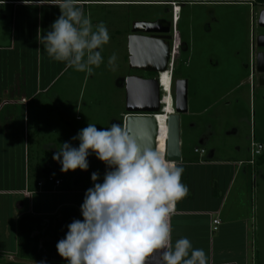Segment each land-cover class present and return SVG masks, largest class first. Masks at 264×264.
I'll return each instance as SVG.
<instances>
[{
  "label": "crops",
  "instance_id": "0c3cea01",
  "mask_svg": "<svg viewBox=\"0 0 264 264\" xmlns=\"http://www.w3.org/2000/svg\"><path fill=\"white\" fill-rule=\"evenodd\" d=\"M188 1L195 0H82V6L87 13V7L93 5L131 7L155 3L172 7L170 3L175 2L176 6L180 7L178 21L175 23L180 49V46L183 47L178 29L181 20L180 12H183V5ZM203 2L211 4L242 2L249 3L250 6L252 3L254 6L264 5V0ZM0 8L3 13L0 19L10 14L9 26L12 31L10 45H0V258L14 259L20 258L22 218L38 217L47 220L57 216L64 208H71L77 212L78 219H82L80 205L85 191L92 186V181L91 176L88 175L89 179H87V174L84 175L81 172L75 175L70 184L65 185L66 178L62 177L61 166L55 165L52 157L56 152L57 138L53 135V130L64 128L66 114L60 115V122L56 119L51 120L49 114L52 115V111L47 109L39 99L41 95L50 92L56 84L55 81L67 68L63 63L51 60L36 41L37 29H48L59 16V8L30 7L24 5L21 0H1ZM259 9L258 20L264 7ZM137 21L146 20L135 19L130 29L125 31L128 36L132 34L134 23ZM24 41L30 43L35 53ZM26 52L28 58H34L31 64L25 60ZM259 86L264 88V85L259 84ZM23 99H27L28 102L23 103ZM195 100L197 104L190 114L194 116L195 121H198L200 117L207 115L215 104H209L207 100H204L203 106H199V100ZM126 113H123L121 117H124ZM187 115H189L188 112ZM76 120L80 122L83 118L78 115ZM55 123H59V128L56 129ZM166 132L167 153L168 123ZM202 132L199 133V137L196 136V140L191 141L192 148L189 145L186 147V139L181 137L182 161L177 164L184 168L182 182L187 185L188 193L177 202L176 210L171 217L173 239L181 236L188 237L194 247L205 250L209 264H255L254 253H257V248L254 241L250 239L253 229L250 228L249 223L250 200H248L246 186L252 183L254 166L261 165L263 168L264 162H258V160L264 154L258 157L254 166L249 163V147H247L248 155L243 160L220 159L216 149L213 150L208 146L212 144L210 143L212 139L206 136V132H203L202 136ZM32 146H35V149H32ZM196 149H204L206 153L200 156ZM56 166L58 169L54 174ZM239 172L243 175L239 189L243 188L245 195L247 193L244 199L242 195L231 198ZM49 176L62 180V184L56 188L54 184L47 183L40 189L38 182ZM261 197L259 195V202ZM216 216L220 217L221 224L217 231H213L212 220ZM38 232L35 230L34 235ZM44 237L40 245L53 241L47 234ZM22 260L21 264L33 262V260Z\"/></svg>",
  "mask_w": 264,
  "mask_h": 264
},
{
  "label": "rangeland",
  "instance_id": "374dc122",
  "mask_svg": "<svg viewBox=\"0 0 264 264\" xmlns=\"http://www.w3.org/2000/svg\"><path fill=\"white\" fill-rule=\"evenodd\" d=\"M195 1L193 4L184 3L183 12H180L181 20L178 29L183 47L180 46L181 51L176 48L174 56L173 72L177 70L178 74L176 76L172 74L171 107L174 108V81L179 78L187 79L189 115L182 114L180 123L181 137L186 139V147L189 145L192 148L191 141L196 140V136L199 137V133L203 130L207 133L206 136L212 139L210 140L212 144L208 146L213 150L216 149L218 158L243 160L248 152L249 156L251 155L252 138L264 145V88L258 84L256 79L258 73L252 80L249 78L253 65L256 72L258 50L256 40L258 33L261 32L258 25V12L264 5L254 6L252 3L250 6L249 3L242 2L211 4L203 2L208 0ZM6 13L8 14V11ZM87 14L93 24L103 22L107 27L110 39L102 54L105 63L94 68L91 74L77 72L67 67L55 81L56 84L50 92L39 98L45 107L52 111L53 114H49L51 120L56 119L60 122V115L66 114L64 128L57 129L60 125L55 123L57 131L53 130V135L57 137L58 148L66 141L73 146H78L79 141H73L72 137L76 136L78 131L86 127L89 122L96 124L98 130L101 127H110L112 123L122 126L124 117L121 116L126 112V78L135 74L144 78L154 76V74L130 67L129 36L125 31L130 29L135 19L152 21L158 17H164L173 23L172 7L155 3L131 7L93 5L87 7ZM1 15L3 13L0 8ZM9 15L0 19V45L2 46L10 45L12 38ZM25 44L30 46L29 42ZM33 52L35 53V50ZM113 54L117 59L114 65L109 67L107 59ZM25 60L30 64L34 62V58H28L27 52ZM164 74V79L167 81V78H170V72L163 73L161 81ZM196 90L199 95L195 93ZM195 99L199 100V106H203L204 100H207L209 104H215L212 105L213 109L211 107L209 113L200 117L198 121H195L194 116L190 114L197 104ZM165 101L163 98L162 105ZM78 115L83 118L80 122L76 120ZM247 147H249L248 152ZM32 149H35V146H32ZM88 160L87 171L77 169L75 172H62V177L66 178L65 185L70 184L75 175L81 172L84 175L87 174V179L92 172H98L99 182H102L106 165L94 155ZM58 164L55 161V165L58 166ZM57 169L58 167L54 174ZM253 171L252 183L246 186L248 200H250L249 223L250 228L253 229L250 239L254 241L257 248V253H254V263L258 264L259 261V264H264V166L262 168L261 165H255ZM242 180L243 175L239 172L231 198L242 195L244 199L247 196L243 188L239 189ZM259 195L263 197L260 202ZM154 260L155 257L150 259V261ZM21 263L23 260L20 258H0V264ZM32 264H38V262L33 261Z\"/></svg>",
  "mask_w": 264,
  "mask_h": 264
},
{
  "label": "clouds",
  "instance_id": "9594fccd",
  "mask_svg": "<svg viewBox=\"0 0 264 264\" xmlns=\"http://www.w3.org/2000/svg\"><path fill=\"white\" fill-rule=\"evenodd\" d=\"M30 7L55 6L60 14L48 29H37L36 41L53 61L91 74L105 63L109 33L103 22L93 24L82 0H21ZM173 21V17H172ZM115 54L107 59L114 65ZM73 141L53 153L61 172L89 169L94 155L106 165L103 180L91 173L92 186L80 205L82 219L67 225L56 244L67 264H209L203 248L186 236L173 239L171 217L188 193L184 168L161 149L141 147L120 124L101 127L88 123ZM38 264H46L42 260Z\"/></svg>",
  "mask_w": 264,
  "mask_h": 264
},
{
  "label": "water",
  "instance_id": "95a60500",
  "mask_svg": "<svg viewBox=\"0 0 264 264\" xmlns=\"http://www.w3.org/2000/svg\"><path fill=\"white\" fill-rule=\"evenodd\" d=\"M258 24L264 28V10L259 15ZM171 26L164 18L153 21H137L128 38L130 67L154 74L149 78L131 75L126 78V114L122 127L140 143L141 147L158 148L160 122L158 113L163 111V93L160 73L167 71L171 60ZM257 46L264 48V35L257 38ZM256 72L260 74L259 84L264 85V52L256 57ZM159 75V76H158ZM174 109L169 115L167 155L174 162L182 161L181 115L188 112V80L174 81Z\"/></svg>",
  "mask_w": 264,
  "mask_h": 264
},
{
  "label": "trees",
  "instance_id": "16d2710c",
  "mask_svg": "<svg viewBox=\"0 0 264 264\" xmlns=\"http://www.w3.org/2000/svg\"><path fill=\"white\" fill-rule=\"evenodd\" d=\"M177 74L178 71L174 70L173 75L176 76ZM259 161L264 162V155L260 157ZM74 219H78V214L71 208H64L57 216L47 220L38 217H23L20 224L19 257L33 261L66 263L67 261L58 254L56 244L64 238L68 230L67 225ZM35 230L39 231L37 235H34ZM46 234L51 238L54 237L53 241L44 242L40 245L41 239Z\"/></svg>",
  "mask_w": 264,
  "mask_h": 264
},
{
  "label": "built area",
  "instance_id": "2783aa9c",
  "mask_svg": "<svg viewBox=\"0 0 264 264\" xmlns=\"http://www.w3.org/2000/svg\"><path fill=\"white\" fill-rule=\"evenodd\" d=\"M251 1H253V0H251ZM170 4L172 5V16H173V24H174V27L172 29V36H174V37L171 41V54H172L173 49L175 50V48H178V50H180L179 45L176 46L177 37L175 34V32H176V29H175L176 14L179 13L180 7H179V5L176 6L175 2H171ZM254 68H255V66L253 65V70H254ZM22 101H23V103L28 102L27 99H23ZM250 148H251V155H250L249 163L254 166L258 160V157H260L264 153V145L262 143L257 142L254 138H252ZM195 151L200 156H203L206 153V151L204 149H196ZM47 183L54 184V187L57 188L62 184V180L56 179L52 176H49L46 179L39 181L37 185L40 189H42ZM220 224H221L220 217L216 216L215 218H213L212 230L217 231Z\"/></svg>",
  "mask_w": 264,
  "mask_h": 264
},
{
  "label": "bare ground",
  "instance_id": "6f19581e",
  "mask_svg": "<svg viewBox=\"0 0 264 264\" xmlns=\"http://www.w3.org/2000/svg\"><path fill=\"white\" fill-rule=\"evenodd\" d=\"M178 21V13L176 14V22ZM176 34V32H175ZM174 37V36H173ZM176 53V48L175 50H172V55H171V60H170V65L167 71H163L160 73V75H162L163 73H169L170 72V78H167V81L164 79L165 78V74L163 75V81L162 83V93H163V98L166 100L165 104L162 105L163 111L161 113H158V119L160 122V134H159V142H158V146L159 149H161L162 151L166 152V148H165V141H166V137H167V132H166V125H167V119L169 115H173L175 113V109L173 107H171V100H172V74H173V69L175 67V62H174V56ZM171 70V71H170ZM175 107V106H174ZM156 262V258L154 261H150L148 263L150 264H154Z\"/></svg>",
  "mask_w": 264,
  "mask_h": 264
},
{
  "label": "flooded vegetation",
  "instance_id": "af4514ba",
  "mask_svg": "<svg viewBox=\"0 0 264 264\" xmlns=\"http://www.w3.org/2000/svg\"><path fill=\"white\" fill-rule=\"evenodd\" d=\"M196 1H188V2H186L187 4H193V3H195ZM213 4H219V3H213ZM164 19H166V20H168L167 18H164ZM169 21V20H168ZM171 29H173L172 28V26H171ZM260 33H258V37L260 36V35H264V28H260ZM171 32V31H170ZM171 35H172V33H171ZM257 37V38H258ZM256 45H257V40H256ZM258 47V46H257ZM181 51V50H180ZM260 52H264V48H262V47H258V50H257V53H256V56L258 55V53H260ZM144 72V71H143ZM257 72H255V70H253L252 72H251V74L249 75L250 77H251V80H252V78H255V74H256ZM155 76V75H154ZM259 77H260V74H257V81H258V83H259ZM144 78V77H143ZM162 82V81H161ZM195 93H197V95H199L198 94V91L196 90L195 91Z\"/></svg>",
  "mask_w": 264,
  "mask_h": 264
}]
</instances>
